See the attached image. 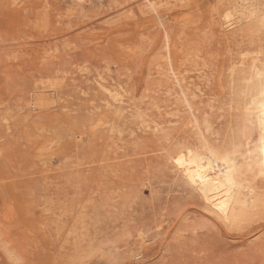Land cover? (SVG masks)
Returning a JSON list of instances; mask_svg holds the SVG:
<instances>
[{"label":"rangeland","instance_id":"rangeland-1","mask_svg":"<svg viewBox=\"0 0 264 264\" xmlns=\"http://www.w3.org/2000/svg\"><path fill=\"white\" fill-rule=\"evenodd\" d=\"M263 17L264 0H0V264H264ZM189 150L253 188L236 225L184 176Z\"/></svg>","mask_w":264,"mask_h":264},{"label":"bare ground","instance_id":"bare-ground-1","mask_svg":"<svg viewBox=\"0 0 264 264\" xmlns=\"http://www.w3.org/2000/svg\"><path fill=\"white\" fill-rule=\"evenodd\" d=\"M260 21H262V17ZM225 27H229V23L228 25H225ZM230 70L231 72H233L232 69ZM242 71L244 70H241V72ZM248 72L252 75V77H254L253 83H248L247 85V89L250 94L249 103L250 105L263 107L264 106V63L260 67H257V65L255 64V60L253 59L251 62H249ZM252 77L249 78L251 79ZM249 78L242 74V79L249 80ZM259 95H261V97H259ZM183 174L188 179V181L194 186V189L198 191L208 211H211L213 214H215V216L225 224L231 225L234 223L236 225L237 223L235 222H238L241 219V217L246 214L247 211L252 210L255 206L256 194L254 193L253 188L249 187L248 191H246V193L241 195V192H239L238 190L239 182H236L233 175L229 172V167L224 162L219 161L217 157L214 156V154L213 155L211 153L197 154L189 150L186 154V160L183 165ZM242 188L243 187H241V189ZM250 215H254V214L250 213Z\"/></svg>","mask_w":264,"mask_h":264}]
</instances>
